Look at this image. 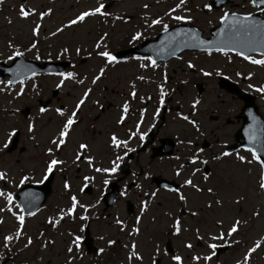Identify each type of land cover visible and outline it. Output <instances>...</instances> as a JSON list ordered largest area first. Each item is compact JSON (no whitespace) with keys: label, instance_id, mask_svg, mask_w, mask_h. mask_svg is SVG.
<instances>
[{"label":"rangeland","instance_id":"obj_1","mask_svg":"<svg viewBox=\"0 0 264 264\" xmlns=\"http://www.w3.org/2000/svg\"><path fill=\"white\" fill-rule=\"evenodd\" d=\"M50 0H48L49 2ZM74 0H59L58 7L56 8L58 12H62L63 9L61 5L65 8L73 10L72 3ZM208 0H192L189 4H186L185 7L189 9L191 6L195 8L193 15L199 16L195 17L198 24L205 30L210 31L213 23L219 21L222 10H216L215 13H202L200 11V5L207 2ZM37 2H45V0H37ZM35 2V3H37ZM144 0H129L125 1L123 4L127 6H132L131 11L145 10L143 7ZM242 2V1H241ZM247 2V1H244ZM81 2L80 4H84ZM8 9L12 12L10 14H5V11L0 10V26L2 27L0 37L2 46H5L9 40L14 39L16 41L25 40L28 38V41L32 39V36H28L29 29L31 24L26 22V20L20 19L17 14V6L13 2H7ZM13 7V9H12ZM160 7V6H158ZM243 7V5H240ZM84 8L80 6L78 9ZM77 9V10H78ZM77 10H73L75 13ZM156 13H159L158 10H155ZM70 14H73L71 12ZM191 12H186L188 16ZM58 18L62 17L61 14H57ZM90 22L84 27H80L74 36L70 38L74 40L72 48L75 49V44L77 45L79 41L95 39L93 33L88 32L91 30ZM125 32H129L125 30ZM12 40V41H14ZM45 39L42 40V42ZM121 42L122 37H114L111 46L115 43ZM67 40H64V36H59L58 40L55 38L48 39L47 44H42L43 49L49 50L51 48L53 51L57 50L61 44L67 43ZM61 42V43H60ZM9 45L7 44V47ZM84 49V48H82ZM5 53V52H4ZM195 55V53H190L186 55L185 66L183 64L174 65L179 69L175 74L170 71V89L171 94L175 96L170 100L173 101L175 105V110L178 105L181 106L180 116L185 113V111L192 110V104L194 101L198 100L197 91L193 84L198 81H206L208 83L207 89L203 94L202 98L199 100L200 104L197 105L196 111L199 112L200 108L202 109L199 119H203L207 128H218V132L215 135H218V138L222 140V137L225 135H233L236 131L237 126L240 124H227L223 123L228 117L234 119V115L238 113L242 107V103L236 100L231 99L226 92L222 91L218 87L217 75L216 72L234 74L240 73L239 77L243 80V84L247 87L249 84H252L254 87L251 90H254L255 87H259L264 84V67L252 65L247 61L237 59L236 57L230 55ZM179 61H174L172 64L178 63ZM188 63H192L195 67L188 68ZM171 64V66H172ZM91 68L92 64H85ZM194 69V70H192ZM128 68L126 65H122L120 68L110 71L109 76L112 78L113 82L124 84L129 81V77L124 76ZM130 70L133 71V68ZM172 72V73H171ZM203 72H211V76H204ZM251 73L250 79H245V77ZM108 76V77H109ZM155 79L152 80V84L159 82L163 79L161 75L158 77L156 75ZM135 77V76H134ZM133 77V78H134ZM151 77V76H150ZM152 78V77H151ZM142 80V79H141ZM47 83L55 84L60 82L59 78H48L46 79ZM111 82V81H105ZM0 88H5L0 85ZM250 89V88H249ZM72 93L71 98H62L65 103H68L70 106L73 105L75 100L78 98L79 93ZM174 91V92H173ZM7 91L0 92V143L6 138V133L11 131L13 127L20 129L19 135V145H23V150H16L9 152L7 149L0 150V171L7 173V179L0 181V191H3L5 194L11 193L13 196V205H19L14 192L15 189L22 186L24 183H41L44 169L47 162L51 159L48 154L47 149H53V155L55 158L61 160L60 158L65 155H70V158L67 159L68 164L73 163V154L69 152V143L74 142L77 144L78 141H89L92 145L93 151L98 155L99 158L103 157L104 154L110 150L107 146V136L110 132L111 126L114 120V115L105 114L99 120H94V115L91 112L89 106L85 109L83 119L76 125L72 126L70 129L69 135L67 137L66 146L60 148L61 151H58L56 147L51 144V138L54 139V136H58L59 129L66 121H63L56 113L51 109L46 113H40L36 106H33L35 109L32 110L33 114L30 118L25 119L22 114L17 111V108H24L23 105L30 104V94L24 92L27 96L25 99L28 101L18 105V101H13L10 96L7 95ZM50 94L49 92L46 93ZM57 104L58 101H56ZM90 103V102H89ZM35 105V104H34ZM259 106L261 111L264 114V99L261 98L259 101ZM211 114H219L223 116V119L218 123L211 122L209 119ZM31 122L34 124V132H27V124ZM94 127V128H93ZM101 131L99 134L96 132ZM190 125L188 121H184L179 118L177 114H172L170 116L169 130L167 133L170 135H196V132L190 133ZM34 137V138H30ZM64 165L69 166V165ZM74 165V164H73ZM64 166H61L64 167ZM86 167V165H84ZM66 172L56 173L55 182L53 186V192L51 197H49L46 206L32 215L31 217L25 216L24 224L22 227V235L19 240H14L9 244L8 247H4L3 237L6 235H14L17 228L20 226L19 221L11 215V213L6 210L0 212V257H13V260L16 264H141L135 259L128 261L127 260V250L124 247L112 246L110 249L112 251H118L116 253H111L105 251L102 255L93 257L92 255H87L83 252L81 246L79 250L73 245V240L75 235H78L76 228L78 226V220H74L77 216V212L80 211L82 215L85 213L82 209L76 208L75 216L65 215L63 219H60L61 209L65 212L68 207H70V199H67L66 191L63 187L62 176L67 175L69 178L70 170L73 171V166L71 168H65ZM260 167L254 161L252 164H241L240 162H235L231 159L220 162L216 165L215 175L211 176V179L208 181L207 185H210L214 188L213 193H208L206 188L203 193H197L192 191L195 195L194 201L196 202L195 208L198 209V216L194 220L190 221L182 231V234L178 237H174V246L175 249L179 250L180 253L187 260L188 250L184 245L187 244V241H193L197 243L196 239V228L199 229V233L203 237H209L210 234H215L219 231L226 230L234 219H240L242 224L239 228V233L234 234L232 237L239 238L240 241L237 246L230 249L227 253L221 254L217 259L221 260V264H231L241 260L243 254L251 247L256 240H260L261 237H264V193H261L258 189V177H259ZM24 176L30 177L29 180L25 181L23 184L20 183L21 179ZM79 183L74 181L75 186H79ZM244 196L245 199L241 201L239 205L233 204L232 201L238 196ZM221 199L223 207L216 205L214 201L216 199ZM83 203L85 205H90L94 203ZM209 203L212 204L211 208H208L206 205ZM95 207L89 208L92 211V216L95 217V221H92L93 231L95 234L103 235L105 239L108 238L109 233H113L115 229L111 227L112 216H108L106 213L100 211V206L94 204ZM7 201L6 196H0V208H6ZM171 204H169V207ZM242 208V209H241ZM259 211V216H253V212ZM13 212L20 214L18 208L14 206ZM99 212V213H97ZM115 210L112 211L114 215ZM101 216V217H99ZM167 224L169 223V217H164ZM223 221V229L216 227L217 220ZM52 220L53 224L50 226L49 223H44L46 221ZM59 221L58 223H56ZM243 221H247L246 224ZM161 222V219L159 220ZM188 222V221H187ZM166 224V225H167ZM165 225V226H166ZM155 228L163 227L161 225L154 226ZM45 228V229H44ZM185 229H187L185 231ZM75 231V232H73ZM73 233V234H72ZM120 233L119 229L117 234ZM75 234V235H74ZM117 237V235H112ZM31 238L32 244L28 247H25L27 243V238ZM231 238V237H229ZM228 239V238H227ZM52 241V243H51ZM213 242V241H212ZM219 243L222 241H214ZM49 243V244H48ZM105 242L103 241V244ZM264 240H261V248L257 252L253 253L250 261H255V263L263 264L264 262ZM263 244V245H262ZM204 245V244H202ZM69 247L73 248L72 253H69L67 249ZM148 247V246H147ZM195 245V249H197ZM204 246L200 249L201 257L208 255L206 251L208 249H203ZM151 250V247L149 248ZM154 249L150 252L152 253ZM160 254H163V249ZM118 258V259H117ZM163 264H175L171 260L164 259ZM202 262V261H201ZM142 264H152L151 262L145 261Z\"/></svg>","mask_w":264,"mask_h":264},{"label":"snow or ice","instance_id":"obj_2","mask_svg":"<svg viewBox=\"0 0 264 264\" xmlns=\"http://www.w3.org/2000/svg\"><path fill=\"white\" fill-rule=\"evenodd\" d=\"M0 2H2V0H0ZM187 3V0H179V2L175 5L174 8L170 9L169 12L165 13L166 16H169L170 19L176 21V22H184V23H189L191 21V16H185V15H172V13L177 12V10H183L185 12L189 11L186 7H184ZM248 3H250L252 6H254L255 8L258 9L259 13L261 15H264V0H248ZM143 7L145 9L149 8L148 4H144ZM203 8L207 9L209 12H211L213 10V3H206L203 5ZM105 9V4L103 3H99L95 8L90 9L88 11H83L81 13H79L75 19H72L68 22V25H65V27H69L71 25H75L78 22H83L85 20L86 17H90V16H94V15H101V16H107L109 15V13H107L106 11H104ZM19 15L22 18H27L29 15H33L36 14L35 10H28L24 7V5H21L19 8ZM51 10H48V13L45 12H40L38 15L40 17V19H43L44 15L46 14H50ZM116 19H121V17H116ZM147 24V27L151 28L153 26L156 25H160L161 29L163 32H165V34L168 33V29H169V25L164 23L162 18H155V19H151L150 21L146 20L145 21ZM219 22L222 25V27H220L218 29V31L215 33V39L211 40V41H204L201 40L199 37V34L196 33L194 30L191 29H177L176 32L171 34V37L169 38V40H175L176 37H187L188 40L193 41L194 43L191 44L192 47H197V46H205L204 50L209 52V54H211L212 51V47L215 46V49L217 52H222L227 54L228 51H232L235 52V54L239 57H241L243 60L249 62L252 65H257V66H261L264 67V19H256V17L254 16L253 13L251 12H247L246 14H238L237 12H229V11H225L223 12V14L220 16L219 18ZM40 25L37 24L33 30H32V34L33 36H36L38 34ZM63 28H57L56 32H62ZM56 33H52V35H55ZM105 36H107V33H105ZM142 38V33L140 31H136L134 35H132L131 40L129 41L130 43L133 41H136L138 39ZM104 37H101V40H103ZM188 40H181L179 43H183L184 46H189L188 44ZM163 45V42H162ZM9 47H12L11 44H9ZM36 44L33 43L31 45V48H35ZM96 48H100L101 47V43L98 41L95 45ZM178 47V45H177ZM28 49L29 51L31 50ZM106 48V45H105ZM68 49L65 48L63 49V53H67ZM77 54H79L80 49L77 48L76 49ZM175 52V48L172 50V54H174ZM249 53H258L260 58H254L252 55H250ZM24 53L20 52V51H14L11 55L8 56L9 60H13L14 57H20L23 56ZM89 55H91V53H89ZM96 55L105 58L106 61V65L107 64H114L117 62L118 58L116 55L112 54L111 52L107 51V50H102V51H98L96 53ZM37 60L40 59L39 55L37 54L35 57ZM137 59H147L151 62L152 67H156L157 63L156 60L152 59L151 56L148 57H138ZM146 65L141 64L140 67H145ZM188 68H193L195 67L192 63H188ZM27 71H22L21 67L18 66L15 70L13 69H9V71L12 73V79H9L6 84L4 81H0V84H5V87H10L11 85H13L16 82V78L20 77V76H24L26 77L28 75V73H31V75L35 76V70L31 68L30 65H26L24 66ZM105 69L101 68L99 71V74L96 75L93 80L92 83L95 84L97 82V80H99L101 78V76L104 74ZM61 76L65 77L66 79H71L74 76V73L69 72V73H60ZM204 76H211L212 73L211 72H203ZM216 75H221V73L219 71L216 72ZM237 76L240 75V73H236ZM251 73H249L245 79H250L251 78ZM140 79H143V77H140ZM63 80L60 81V83H58L56 85L57 88H60L63 85ZM21 85H23L24 81L23 79L20 80ZM78 83H82V81H78ZM248 87L250 89H252L254 86L252 84H249ZM33 88H35V85H33ZM256 92L258 93H262L264 94V84L260 85L259 87H255L254 89ZM5 91V88H0V92ZM24 89L23 87L20 88L19 91L16 92V96L19 97L21 95H23ZM91 92V89L86 90L83 93L82 98L79 99V101L76 103L75 105V110L72 111L71 115H69L66 119V121L63 123L62 128L60 129L57 138L52 139L50 142L51 144H53L57 150H59L61 148V146L66 145L67 143V137L69 135L70 129L72 128V126L76 123V119L75 117L77 116V112L79 111V109L81 108V106L85 103V100L88 98L89 93ZM130 95H132L133 97L135 96V92L133 91L132 93H130ZM163 96H164V92L163 89H161V103H163ZM94 104H98V101H93ZM200 104L199 100H196L193 102L192 104V108L196 109L197 105ZM123 114H127L129 111V105L127 102H125L123 104ZM38 111L40 113H44L46 111V109L44 107H40L38 109ZM59 115L64 116V111L60 108H57L55 110ZM121 115L120 119L117 120V123H122L123 120L125 119V115ZM250 117L252 118L253 123L244 130L245 135L248 139V142L250 145H252L251 147H246V151L249 152L251 154V159H246L245 156L243 155H239L238 153H232L226 150H222L219 152V154H216L212 157V159L219 161L222 157H229L232 155H235V159L237 161H239L241 164H252L253 161H255L256 163L259 164L260 167V172H259V177H258V189L261 193H264V160L261 159L260 155L258 154L260 151H264V142L261 141L260 139V127H258L257 125V121L256 118L254 116H252L251 113H249ZM184 120L189 121V118L187 116L183 117ZM189 123H192L194 127H196L197 131L199 132V127L197 125V123L195 121H189ZM17 129L15 127H13L11 129V131L6 133V138L4 139V141L2 143H0V150H4V149H9V145L14 143L13 141V137L17 135ZM27 132L28 133H33L34 132V124L29 122L27 124ZM202 134V133H201ZM139 138V140L143 141L144 140V135L143 134H139L138 132H132L128 139H120L117 137V135L113 134L110 137V146L113 149V153H114V158L109 160V164L107 167H95L93 164V157L90 155H85L86 151L89 149V145L87 143H80L78 145V149L79 151L76 152L75 154V161H81L82 159L84 161H86L87 165L89 168L92 169V171L94 173H101V174H105V176L107 178H104L102 180V184L104 187H107L109 185V183L111 182L110 178H114L115 175L120 171L121 169V162L124 161L125 157L128 156L129 153L135 152L136 149L129 147V140H131L133 137H137ZM30 138H34V137H30ZM191 141H188V144L191 145ZM116 150H123V154H119ZM49 156L51 157V159L47 162L46 167L44 169V174L42 177L41 182H43V180H47L49 177V174H51L54 169L56 168V166L61 165L63 163H65L62 160H59L57 158H55V156L53 155V149L52 148H48L47 149ZM203 149H199L196 153H193L192 156H190L188 158V162L192 165L197 164V161L199 160V152H202ZM200 163L203 164H207L208 161L207 160H201ZM181 168H183V165H181ZM199 167L195 168L193 175L195 174V172L199 171ZM135 175V173L133 174ZM176 175H180V172L177 171ZM7 179V173L0 171V181L6 180ZM30 177L28 176H24L20 183L23 184L25 181L29 180ZM94 179L93 176H88L85 175L83 177V181L84 184L81 187L80 191L83 192L84 189H86L89 186L90 181H92ZM208 177L205 176L204 180H207ZM184 185L186 186H190L191 188H193L196 192H200L202 189L200 187H198L196 184L193 183V181L191 179H185L184 180ZM65 190L69 189V184L67 181L64 182L63 185ZM137 188L140 187V185H136ZM173 192H177L178 194V199L181 201H185L186 200V196L183 195L182 193H179L178 189H172ZM208 193H213V189L211 187H209L207 189ZM30 194H26V204L31 207L34 206L35 204V198H31V199H27V197ZM121 196H127V191H121L120 193ZM152 196H155L156 193L152 192L151 193ZM0 196H6V201H7V206L6 208H0V212L3 211H7L9 213H11L12 216H14L18 221H19V227L17 228L16 232L14 235H6L3 237L4 240V247H8L10 243H12L14 240H19L21 238L22 235V227L24 224V220H25V209L21 208L19 205H14L16 208L19 209L20 214H17V212H13V196L11 193H7L5 194L3 191H0ZM101 196H103V191L101 190ZM245 197L244 196H238L236 199H234L232 201L233 204L239 205L241 203L242 200H244ZM100 200L97 199L96 204H99ZM214 203L216 205H219L221 207H223V203L221 199H216L214 201ZM208 208L212 207V204L209 203L208 205H206ZM79 207L80 209H82L84 212H88L89 208H93L95 207L94 204H90V205H85L83 203H80L77 199V197L75 195H71L70 196V207H68L67 211L65 212L63 209H61V216L60 219H63L65 215L67 216H73L74 211L76 210V208ZM146 210V202L142 201L141 202V212ZM28 216H32L35 213L32 211H27L26 213ZM192 215L195 216L197 215L196 212H192ZM260 213L259 211H255L253 212V216H259ZM79 219L81 221H87L89 219V216L87 215H80ZM2 219H0V223H2ZM50 224H53V226H55V224L53 223L52 220L48 221ZM59 221H57L56 223H58ZM115 223L117 225L121 226V231H123V226H124V222L120 219H116ZM137 223H139V217L137 218ZM216 227L223 229V221L222 220H217L216 222ZM244 224L247 223V221H243ZM242 224V221L240 219H234L233 222L230 224V226L226 229V230H222L219 231L215 234H210L208 240L213 241V242H208V240H204V237L199 235V229H196V239L197 240H204V242L207 245V248L210 250V254L208 255H204L203 257L196 255V256H192L191 260L193 261H199L200 259H203L204 261H210L214 256H216V249L218 247H220L221 245H218L217 243H215L214 241H226L227 238L232 237L234 234H238L239 233V228ZM172 229H173V234L174 235H179L181 232V228H180V221L178 219L174 220L173 224H172ZM84 229L81 228V231H83ZM187 229H185L186 231ZM135 232H138L139 229H135ZM101 239H103V237H101ZM83 240V237L80 235H76L74 240H73V245L75 246V248L77 250H79L80 248V242ZM261 240H264V237H261L260 240H256L254 242V244L249 247L247 249V251L243 254L242 257V261L238 260L236 262V264H250V259L253 253L257 252L258 249L261 248ZM107 243L109 245H112L114 243H116V241L114 240H108ZM233 243H239V241H233ZM32 244V240L31 238H27V243L25 244V247H28L29 245ZM186 248L191 249L193 246L191 243H187L184 245ZM67 251L69 253H72L73 248L69 247L67 249ZM159 247L157 246L155 249V253L159 254ZM100 253L104 252V249L101 248L99 249ZM135 259L137 262H141L143 261V256L138 253L136 251V244L133 243L130 246V254L127 256V260L131 261ZM171 260L175 262V264H182V257L180 255H172L171 256ZM69 264H70V260H69ZM152 264H157V261L155 258H152Z\"/></svg>","mask_w":264,"mask_h":264},{"label":"flooded vegetation","instance_id":"obj_3","mask_svg":"<svg viewBox=\"0 0 264 264\" xmlns=\"http://www.w3.org/2000/svg\"><path fill=\"white\" fill-rule=\"evenodd\" d=\"M57 90L58 94L55 100L60 101L63 98V94L60 88H57ZM71 96V92L67 91L65 97L71 98ZM110 107L111 104L107 106L101 104L100 114L96 119L101 118L105 114H110ZM122 114L123 109H118L116 111L115 120H119ZM123 115H125L123 122H116V124L112 126V129L116 130L117 137L120 139H128L132 132H138L139 134H143L145 138L141 141L137 136L129 140V147L135 148L136 151L129 153L128 156L125 157L124 161L121 162L120 171L113 179H119L120 193L124 191V189L136 187L137 184L140 185L138 197L146 199L149 197L151 191H160L157 188V180L171 177L170 156L167 154L157 155L154 153L155 148L162 147L161 149H163L164 141L165 144L168 143L167 139L170 135H153L149 141L147 140V133L152 128L154 119V109L151 102H146V105L141 102L139 107L131 104L129 105L128 113ZM168 120L169 115L167 111L165 121L161 126L162 130H167L169 128ZM106 136L109 138L111 137V135ZM212 136L214 135H204L202 138L207 137L211 139ZM116 151L119 154H123V150ZM112 154L114 158V153L112 152ZM134 173L135 175H133ZM135 201H138V198L137 200L135 199ZM158 205H161V202L158 201Z\"/></svg>","mask_w":264,"mask_h":264},{"label":"water","instance_id":"obj_4","mask_svg":"<svg viewBox=\"0 0 264 264\" xmlns=\"http://www.w3.org/2000/svg\"><path fill=\"white\" fill-rule=\"evenodd\" d=\"M248 124H249V122L247 123V125H248ZM263 142H264V140H263ZM50 182H51V181H50ZM50 182L46 185L47 188H50V185H51ZM20 198L23 199L21 195H20Z\"/></svg>","mask_w":264,"mask_h":264}]
</instances>
